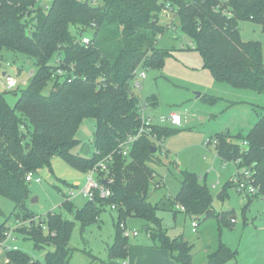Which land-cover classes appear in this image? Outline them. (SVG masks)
<instances>
[{
	"label": "trees",
	"instance_id": "16d2710c",
	"mask_svg": "<svg viewBox=\"0 0 264 264\" xmlns=\"http://www.w3.org/2000/svg\"><path fill=\"white\" fill-rule=\"evenodd\" d=\"M166 3L173 7L174 26L161 22ZM34 4L35 0L0 3V60L11 52L23 54L35 65L31 80L23 87L0 92V194L14 202V219L25 221L32 213L25 206L27 172L49 167L58 155L85 173L109 154L112 194L100 198L95 193V199L80 208L63 195L62 206L73 220L48 212L38 223L15 229L31 239L34 249L44 251L43 259H34L18 248L4 250L2 264H69L72 249L68 243L75 220L83 231L111 204L117 206V221L108 259L127 256L128 236L119 222L137 217L144 221L153 246L167 250L178 264H193L192 244L182 233L170 236L157 212L175 214V205L182 204L189 218L211 217L216 215L212 194L196 173L183 170L174 196L165 194L157 201L150 200L151 188H162L165 183L154 167L163 166L156 142L141 136L132 143L128 155L117 151L119 143L139 125L136 103L141 98L130 89V82L137 76L135 69L162 67L169 50L158 47V38L178 24L195 41L204 68L216 81L264 91V45L242 39L238 24L253 21L264 31V0H101L97 6L79 0H52L46 11L39 6L29 10ZM27 9L29 16L25 18ZM84 34L89 36L87 44L80 42ZM8 92L17 95L13 105L6 101ZM146 99L156 105L154 95ZM257 116L246 135L218 133L214 145L221 161L239 159V166L253 168L259 185L257 195L264 196V109ZM85 117L95 121L94 153L86 158L70 152ZM175 128L155 125L153 132L163 143ZM151 146L157 151L152 152ZM22 213L24 216H19ZM7 229L5 221L0 224V240ZM216 240V247L205 255L207 264H225L236 258V251L220 239V234Z\"/></svg>",
	"mask_w": 264,
	"mask_h": 264
},
{
	"label": "rangeland",
	"instance_id": "374dc122",
	"mask_svg": "<svg viewBox=\"0 0 264 264\" xmlns=\"http://www.w3.org/2000/svg\"><path fill=\"white\" fill-rule=\"evenodd\" d=\"M161 22L166 26H174L176 21L173 15H162ZM238 24L242 39L258 40L264 45V31L260 24L249 20H241ZM175 26L173 30L167 28L157 41L158 47L169 50L162 67L145 68V78L137 75L130 82V89L139 98L156 97V105L150 109L153 115L179 111L184 118L183 123L175 128L176 132L157 146L163 166L154 167L165 184L162 188H151L150 200L157 201L165 194L173 196L180 187L181 171L196 173L212 194V206L217 216L198 217V230L192 232L191 219L182 211L175 214L158 211L157 215L162 225L167 227L169 235L182 233L192 244L193 264H207L204 248L212 250L216 247L218 234L227 246L236 251V258L225 264H264V196L248 199L246 194L238 193L231 178L235 167L229 161H221L216 154L217 145L212 143L218 133L246 135L258 119L257 114L264 109V91L216 81L211 72L204 68L195 41L184 34L178 24ZM55 58L54 55L52 64ZM5 69L19 80L26 79L28 83L32 77L29 72L35 69V65L33 60L23 54L6 52L3 60H0V74ZM50 84L44 91L47 92ZM3 90L0 84V92ZM5 98L7 103L13 105L17 95L8 92ZM94 124L92 117L82 119L75 134L78 142L70 152L84 158L93 155ZM35 176L40 179V183L27 182L25 206L32 213L27 215L25 221L36 224L40 217L46 218L48 212H59L64 218L73 220V215L68 214L62 206L65 200L63 195H67L72 187L75 190L82 187L86 173L70 167L56 155L51 159L50 166L42 167L35 172ZM86 201L80 195H74L71 199L78 208ZM14 206L12 200L0 194V224L4 221L8 226L15 224L12 213ZM222 215L224 217L220 219ZM19 216L24 215L22 213ZM232 218L233 222L230 223ZM116 221L117 212L108 206L83 231L79 221L75 220L68 243L72 249L69 264H101L99 260H92V255L106 262L111 260L108 259L107 249L113 241ZM125 223L128 229L138 231L137 235L128 236V249L135 244H150L151 239L147 236L142 219L130 217ZM14 235L15 239L7 241L8 244L15 243L34 259H43L44 251L34 249L31 239L18 231ZM4 260V250L0 247V264ZM124 261L126 257L118 260L119 263Z\"/></svg>",
	"mask_w": 264,
	"mask_h": 264
},
{
	"label": "built area",
	"instance_id": "2783aa9c",
	"mask_svg": "<svg viewBox=\"0 0 264 264\" xmlns=\"http://www.w3.org/2000/svg\"><path fill=\"white\" fill-rule=\"evenodd\" d=\"M8 2L12 3L13 0H0V3L2 2ZM52 1V0H51ZM50 0H35V4L30 5L28 7L29 10H32L36 8V6L41 7L44 11L48 10L51 4ZM81 3H87L90 6H97L101 0H79ZM28 9L25 11L24 15L25 18H27L28 15ZM162 15L170 17L174 14L173 7L170 3H166L164 7L162 8ZM30 15L33 16V11H29ZM81 44H87L89 42V36L88 34H84L80 39ZM7 65H10L7 63ZM7 67V66H6ZM32 70L29 72V76L32 75ZM59 73H62L61 69H58ZM134 73L138 75L140 78H145L146 73L144 71L140 70H134ZM26 79L19 80V78L12 75L8 70H3L0 74V84L3 86L4 90H10L14 89L16 87H19L21 84L26 83ZM136 85H139L137 83ZM136 111H137V119L139 120V125L137 126L136 130L130 134L126 139H124L121 143L118 145V150L123 155H128L130 152V147L132 143L137 140L141 136H148L151 140L155 141L156 146L162 145V141L157 139L156 134L153 132V127L155 125H170L171 127H178L180 126L184 118H182V115L179 111L170 112L167 115H153L150 112V109L152 107V104H150V101L148 99H139V101L136 103ZM210 142V140H209ZM208 142V143H209ZM212 143L215 144L216 140L213 139ZM242 146H246V142H241ZM112 159V154H109L102 158V160L96 162L91 168L87 170L85 183L82 187L75 190L73 187L72 189L65 195V197L68 200L72 199V196L74 195H80L83 198L88 200H94L95 193L98 194V197L105 198L109 197L112 194L111 191V184L113 183L112 176L109 174V166L108 163ZM225 163V161H222ZM232 163L235 167V171L232 178V183L234 184L235 188L237 189L238 193H244L246 195L255 196L257 195V192L259 191V185L255 182L254 178V170L251 166L248 165H241L239 166V159H235L232 161H229ZM25 181H34L35 183H40V179L35 176V173L29 171L25 174ZM111 209L116 210L117 206L115 204L110 205ZM175 209L178 211L184 212V206L182 204H176ZM190 226L192 232H196V229L198 227L199 220L198 218H190ZM230 221L233 222V218L230 219ZM15 224L12 226H8V229L6 230L4 234V238L0 240V247L3 250H12V249H18L19 247L15 243L8 244L7 241H13L15 239V229L17 227L21 226H27L29 225L30 221H23L20 219H14ZM120 228L123 230V234L126 236L129 235H137L138 231L130 230L128 227H126V223L121 221L119 222Z\"/></svg>",
	"mask_w": 264,
	"mask_h": 264
},
{
	"label": "crops",
	"instance_id": "0c3cea01",
	"mask_svg": "<svg viewBox=\"0 0 264 264\" xmlns=\"http://www.w3.org/2000/svg\"><path fill=\"white\" fill-rule=\"evenodd\" d=\"M262 228H264V226ZM197 230L198 229H196V231ZM208 251V248H204L205 255L208 253ZM118 260L119 259H111L106 262V264H178L172 257H170L167 250L165 251L156 246H153L151 241L150 244H135L134 246L129 247L126 261H124L123 263H119Z\"/></svg>",
	"mask_w": 264,
	"mask_h": 264
},
{
	"label": "water",
	"instance_id": "95a60500",
	"mask_svg": "<svg viewBox=\"0 0 264 264\" xmlns=\"http://www.w3.org/2000/svg\"><path fill=\"white\" fill-rule=\"evenodd\" d=\"M151 150H152V152H156L157 151L155 146H151Z\"/></svg>",
	"mask_w": 264,
	"mask_h": 264
}]
</instances>
